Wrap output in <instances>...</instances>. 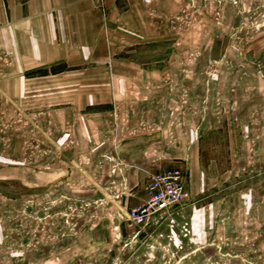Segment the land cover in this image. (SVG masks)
Here are the masks:
<instances>
[{
	"label": "rangeland",
	"instance_id": "374dc122",
	"mask_svg": "<svg viewBox=\"0 0 264 264\" xmlns=\"http://www.w3.org/2000/svg\"><path fill=\"white\" fill-rule=\"evenodd\" d=\"M190 4L91 60L3 63L0 264H264V0ZM169 170L188 199L129 225Z\"/></svg>",
	"mask_w": 264,
	"mask_h": 264
},
{
	"label": "crops",
	"instance_id": "0c3cea01",
	"mask_svg": "<svg viewBox=\"0 0 264 264\" xmlns=\"http://www.w3.org/2000/svg\"><path fill=\"white\" fill-rule=\"evenodd\" d=\"M99 9H106V22ZM146 9L193 8L189 0H102L101 4L98 0H0V72L6 62L19 72L85 57L91 60L97 46L113 45L114 20L140 31L145 28L140 22L146 19ZM154 14L162 29L167 24L164 14L161 10L160 17ZM127 171L125 186L136 189L137 180ZM130 201L121 196L122 204Z\"/></svg>",
	"mask_w": 264,
	"mask_h": 264
},
{
	"label": "built area",
	"instance_id": "2783aa9c",
	"mask_svg": "<svg viewBox=\"0 0 264 264\" xmlns=\"http://www.w3.org/2000/svg\"><path fill=\"white\" fill-rule=\"evenodd\" d=\"M191 3L193 0H190ZM145 201L126 211L129 225H147L159 214L169 215L180 202L188 199L181 174L177 170L163 171L150 176L145 185Z\"/></svg>",
	"mask_w": 264,
	"mask_h": 264
}]
</instances>
